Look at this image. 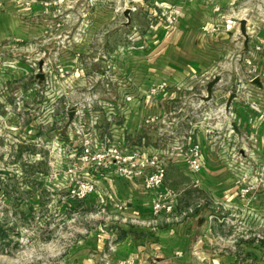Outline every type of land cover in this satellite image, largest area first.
Wrapping results in <instances>:
<instances>
[{
	"label": "crops",
	"instance_id": "1",
	"mask_svg": "<svg viewBox=\"0 0 264 264\" xmlns=\"http://www.w3.org/2000/svg\"><path fill=\"white\" fill-rule=\"evenodd\" d=\"M250 1L0 0V46L13 51L18 76L41 84L47 68L64 73L56 86L60 109L96 96L100 125L89 137L123 139L128 148L165 158L162 190L179 197L174 214L154 215L138 182L94 170L85 208L95 211V222L76 235L62 264H264V7ZM126 8L131 22L124 27ZM165 10L175 13L171 27L163 25ZM150 22L157 26L148 33ZM40 62L44 80L37 77ZM214 78L211 99L203 101ZM159 84L165 89L150 95ZM24 92L37 96L34 87ZM191 97L197 104L186 105ZM112 108L118 114L109 122ZM219 108L214 117L194 113ZM147 117L156 123L144 127ZM76 122L67 116L63 123L62 138L72 146ZM40 125L33 116L12 134L34 141ZM191 143L201 151L198 172L186 162Z\"/></svg>",
	"mask_w": 264,
	"mask_h": 264
},
{
	"label": "rangeland",
	"instance_id": "2",
	"mask_svg": "<svg viewBox=\"0 0 264 264\" xmlns=\"http://www.w3.org/2000/svg\"><path fill=\"white\" fill-rule=\"evenodd\" d=\"M257 1L264 7V1ZM250 3L255 5V0ZM5 47L4 43L0 46V258L6 262L2 264H62L76 235L93 227L95 211L85 208L87 198L68 196L72 181L66 163L54 155V137L64 140L63 123L67 119L48 124L44 108L52 99H44L43 94L46 87L49 91L55 88V93L58 85L53 83L50 87L47 75L41 84L19 77L22 66L16 64L13 51ZM25 63L27 69L36 71L35 64ZM31 87L36 90V98L28 94L24 97V91ZM191 98L186 105L193 104L191 101L197 104L198 100ZM62 101L57 102V114L62 111ZM200 112L214 117L221 114V109L194 111ZM33 116L41 124L40 138L32 141L12 134L17 125L21 129ZM229 129L233 134L232 128ZM181 143L184 147L186 139ZM243 213L251 215L250 211Z\"/></svg>",
	"mask_w": 264,
	"mask_h": 264
},
{
	"label": "built area",
	"instance_id": "3",
	"mask_svg": "<svg viewBox=\"0 0 264 264\" xmlns=\"http://www.w3.org/2000/svg\"><path fill=\"white\" fill-rule=\"evenodd\" d=\"M164 21V26L171 27L175 24L176 16L172 10H165L161 13ZM157 24H151L148 33L154 30ZM35 67H37L35 65ZM37 70V68H36ZM43 70V68H42ZM49 78V85L54 83L57 85L60 79L64 78V73H55L50 68L46 70ZM45 71V72H46ZM39 72V71H38ZM37 72V73H38ZM165 89L164 85L159 84L149 90V94L154 96L158 92ZM46 87L44 99H52L48 106L45 107L47 113L48 124L61 122L67 119L68 114L73 111L77 117V122L72 123L75 135L76 146H72L70 142L60 140V137L55 136L53 140L54 155L59 160L66 163V170L72 179L71 189L68 190V196L73 199L84 200L88 198L95 190V175L98 176L114 175L127 181L138 182L151 202V209L154 215H172L178 205L177 195L163 191V185L167 172V161L165 158L153 157L144 155L131 148H128L125 141L121 139L118 142H113L107 137L102 139L90 138V133L98 134L100 112L97 106H102L103 103L94 95H88L86 98L75 104L73 107L65 104L62 112L57 114L56 107L58 100L62 97L59 91L54 93ZM51 93L53 95L51 96ZM131 96H125L126 104L132 101ZM45 104V103H43ZM43 108V107H42ZM124 108V107H122ZM126 108V107H125ZM113 108L105 115L110 122L114 115ZM53 118V119H52ZM156 123L153 118L147 117L142 121L144 127L151 126ZM44 124V123H43ZM52 125V124H51ZM180 146V145H179ZM179 147L178 150H182ZM186 162L193 172H198L201 169V151L199 145L191 143L186 147ZM108 172V173H107ZM97 176V175H96ZM248 190H241V198H245ZM104 264H113L106 262ZM116 264H128L126 260H120Z\"/></svg>",
	"mask_w": 264,
	"mask_h": 264
},
{
	"label": "water",
	"instance_id": "4",
	"mask_svg": "<svg viewBox=\"0 0 264 264\" xmlns=\"http://www.w3.org/2000/svg\"><path fill=\"white\" fill-rule=\"evenodd\" d=\"M130 12L131 10L129 8H126L123 12V18L125 20L123 26L124 27H127L130 25ZM245 21H242L240 22V32L242 34V36L246 39L247 38V35H246V31H245ZM42 68H43V62H40L38 64V71L39 73L37 74V77L40 79V80H44V74L42 72ZM219 79L218 78H214L212 81H210L207 85H206V97L202 98L203 101H209L211 99V96H212V89L213 87L218 83ZM252 85L259 88V85L257 84V82H252ZM236 98V95L235 94H231L229 96V99L225 105V110L226 112L229 111V108H230V105L232 103V100ZM73 117H74V112H70L69 115H68V123L70 124L73 120Z\"/></svg>",
	"mask_w": 264,
	"mask_h": 264
}]
</instances>
